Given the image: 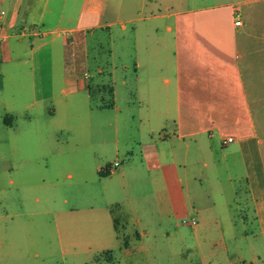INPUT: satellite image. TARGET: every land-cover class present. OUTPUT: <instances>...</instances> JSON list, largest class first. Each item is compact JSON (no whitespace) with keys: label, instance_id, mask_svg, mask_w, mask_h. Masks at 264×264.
I'll use <instances>...</instances> for the list:
<instances>
[{"label":"crops","instance_id":"0c3cea01","mask_svg":"<svg viewBox=\"0 0 264 264\" xmlns=\"http://www.w3.org/2000/svg\"><path fill=\"white\" fill-rule=\"evenodd\" d=\"M0 27L5 37L0 78L22 92L24 108L37 107L39 115L45 108L47 117L59 116L64 124L85 116L73 133V155L105 148L109 135L91 131L86 114L107 109L90 103L87 40L101 45L106 37L112 44L115 32L120 47L132 41L130 61L119 67L111 47L110 71L98 66L95 86L102 93L110 89L107 110L115 124L122 121L125 131L133 124L138 160L131 146L120 147L115 125L113 148L125 157L118 165L123 166L119 182H101L111 181L115 169L110 168L118 161L105 167L108 171L99 166L100 188L84 182L75 202L91 209L113 200L119 212L127 202L130 218L140 226L129 181L139 187L147 180L148 200L155 205L150 215L158 216L168 236L173 220L198 215L188 205L180 171L186 176L189 156H197L215 194V228L226 264H264V0H0ZM105 77L113 87L103 86ZM229 138L232 142L223 144ZM223 181L245 183L239 218L224 196ZM95 218L86 220V227L109 235V220ZM110 225L118 232L116 217ZM21 235L18 248L28 252L27 229Z\"/></svg>","mask_w":264,"mask_h":264},{"label":"rangeland","instance_id":"374dc122","mask_svg":"<svg viewBox=\"0 0 264 264\" xmlns=\"http://www.w3.org/2000/svg\"><path fill=\"white\" fill-rule=\"evenodd\" d=\"M104 38L101 45L87 40L88 68L93 86L90 103L110 109L112 100L109 93L99 92L95 86L100 83L97 67L110 71L111 47L117 67L123 62L128 63L132 56V41L127 40L125 48L123 43L120 47L115 32L112 44ZM0 68L4 70L5 66ZM101 83L105 87H113L106 77ZM21 95L22 92L13 90L11 84L0 78V264H226L220 235L215 228V194L204 177L203 168L195 163L197 156H189L186 176L180 171L186 179L188 205L190 209L197 210L198 215L173 220L166 236L165 228L158 226V216L153 214L156 218H151L150 212L155 210V205L148 200L151 192L147 180L139 187L128 180L136 217L142 221L137 226L130 218V204L127 202L119 212L111 203L113 200L94 203L89 209L88 203H77L73 198L79 191L83 193L84 182L100 188L97 185L100 182L97 167L108 171L105 167L114 161L119 165L121 160H125L113 148L116 124L112 112L107 109L92 113L86 111L90 115L91 131L108 132L107 145L93 154L73 155L70 152L73 133L78 131L79 124H85V116L67 118L64 124L59 116L47 117L45 108L41 115L37 107L25 109V99ZM108 122L110 127L106 125ZM116 126L120 147L131 146L135 152L133 159L138 160L133 124L130 122L126 131L122 129V121H118ZM122 167L110 175L111 181L104 179L101 182H119ZM222 184L232 214L239 218L245 183L223 181ZM46 197L48 200H43ZM35 198H39L40 203H36ZM89 215L93 217L89 218ZM112 216L117 218L120 226L116 233L110 225ZM95 217L109 220V235H101L86 227L85 221L94 218L96 222ZM191 220L196 223L194 227L182 224V221ZM24 228L29 233L32 246L28 252L18 248ZM144 232L147 234L143 235Z\"/></svg>","mask_w":264,"mask_h":264},{"label":"built area","instance_id":"2783aa9c","mask_svg":"<svg viewBox=\"0 0 264 264\" xmlns=\"http://www.w3.org/2000/svg\"><path fill=\"white\" fill-rule=\"evenodd\" d=\"M1 15H3V13H1ZM236 25H239V22L237 21L236 22ZM0 30H1V27H0ZM32 30V28H29V29H24L22 30L18 35H26L28 34L30 31ZM66 36H71L72 35V32H67L65 33ZM5 41V37L3 35L0 34V43L4 42ZM70 44H73L72 42ZM85 78L87 77L86 74L83 75ZM232 142V139H226L224 140L223 144H228V143H231ZM118 167V163H114L113 164V167L110 168L111 171H113L114 169H116ZM182 224H185V225H189L191 227H194L196 225L195 221L194 220H191V221H182Z\"/></svg>","mask_w":264,"mask_h":264},{"label":"trees","instance_id":"16d2710c","mask_svg":"<svg viewBox=\"0 0 264 264\" xmlns=\"http://www.w3.org/2000/svg\"><path fill=\"white\" fill-rule=\"evenodd\" d=\"M100 91H104V89H101ZM106 91L109 93V95L111 94L110 89H107ZM105 107H106V106H105Z\"/></svg>","mask_w":264,"mask_h":264}]
</instances>
